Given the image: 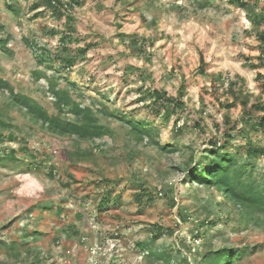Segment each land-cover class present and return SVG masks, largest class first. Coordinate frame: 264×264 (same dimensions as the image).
<instances>
[{
    "label": "rangeland",
    "instance_id": "374dc122",
    "mask_svg": "<svg viewBox=\"0 0 264 264\" xmlns=\"http://www.w3.org/2000/svg\"><path fill=\"white\" fill-rule=\"evenodd\" d=\"M45 1L0 0V77L52 114L68 91L106 134H54L0 90V264H264V217L191 179L212 149L264 190V0H80L73 29Z\"/></svg>",
    "mask_w": 264,
    "mask_h": 264
},
{
    "label": "trees",
    "instance_id": "16d2710c",
    "mask_svg": "<svg viewBox=\"0 0 264 264\" xmlns=\"http://www.w3.org/2000/svg\"><path fill=\"white\" fill-rule=\"evenodd\" d=\"M260 2L262 0H235L236 4L241 7H249L251 2ZM43 1H39L34 5V7L41 6ZM49 6L53 7L55 10L63 11L67 14V25L69 27L73 24V12L77 4H80V0H71L66 3L63 0H46ZM261 21L264 25V12L261 16ZM64 38V37H63ZM70 36L66 35L63 41L62 49L68 51V43ZM261 47L264 54V30H262L258 35ZM42 53V59H50L49 53ZM264 57V55H263ZM68 65H72L75 62V58H69ZM44 62V61H43ZM231 87H235L234 82L229 83ZM52 89V87H51ZM0 90L6 93L10 98V103L23 108L27 115L41 122L43 125L47 126L48 129L60 136H77L80 139H94L102 137L106 134V128L101 124L99 118L95 114L94 110L89 105H83L81 102L74 100L68 91L66 90H55V105L58 110V114L50 113L40 102H38L34 97L19 92L15 87L0 77ZM154 100L156 102H163V105L168 108V112H176L177 109L184 108L185 104L182 98H176L169 95L167 92L155 90ZM241 98L239 95H235V99L232 103H227L226 106L232 107L235 105L236 99ZM243 106H248V100L242 101ZM253 110H264V105L257 102L251 107ZM170 109V110H169ZM72 114L74 119L63 117L62 113L66 112ZM147 123L145 121H139L136 123L135 130L139 128H146ZM256 125L264 129V115L256 121ZM230 131L229 134H231ZM12 140L15 139V135H10ZM249 152L252 156H264V147H249ZM214 153V159L207 162L204 159H200L191 169V179L197 180L201 183H206L207 185H214L220 189L227 198H229L233 203L242 207L244 213L247 216L253 217L258 214L264 217V190L256 185L254 182H250L245 179V177H250L251 173L247 170L246 166H243L239 161L233 157L230 153H224L223 157L220 158L217 155L218 151L210 150ZM194 160V155H192V161ZM229 250L223 249L215 254L214 264H226L221 262L225 254Z\"/></svg>",
    "mask_w": 264,
    "mask_h": 264
}]
</instances>
